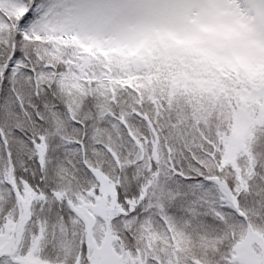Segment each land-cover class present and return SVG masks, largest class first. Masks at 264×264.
Segmentation results:
<instances>
[{
  "label": "snow or ice",
  "instance_id": "obj_1",
  "mask_svg": "<svg viewBox=\"0 0 264 264\" xmlns=\"http://www.w3.org/2000/svg\"><path fill=\"white\" fill-rule=\"evenodd\" d=\"M0 264H264V0H0Z\"/></svg>",
  "mask_w": 264,
  "mask_h": 264
}]
</instances>
